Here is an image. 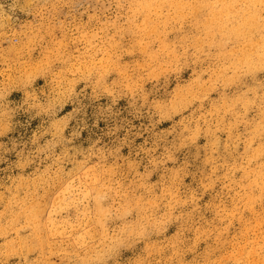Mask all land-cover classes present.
Here are the masks:
<instances>
[{
    "label": "rangeland",
    "instance_id": "rangeland-1",
    "mask_svg": "<svg viewBox=\"0 0 264 264\" xmlns=\"http://www.w3.org/2000/svg\"><path fill=\"white\" fill-rule=\"evenodd\" d=\"M0 264H264V0H0Z\"/></svg>",
    "mask_w": 264,
    "mask_h": 264
}]
</instances>
